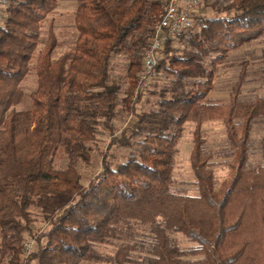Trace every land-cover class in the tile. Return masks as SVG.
<instances>
[{
    "label": "trees",
    "instance_id": "1",
    "mask_svg": "<svg viewBox=\"0 0 264 264\" xmlns=\"http://www.w3.org/2000/svg\"><path fill=\"white\" fill-rule=\"evenodd\" d=\"M73 1L76 37L58 56L51 29L36 49L59 0H11L1 19L0 264H23L34 210L48 212L50 224L34 236L27 263L264 264V138L261 163L249 161L252 134L264 126V96L241 97L245 63L228 100L208 97L232 53L264 41V0H203L200 11L216 14L199 15L195 31L160 50L156 72L169 83L139 92L142 55L167 0ZM29 77L31 108L19 109ZM119 107L133 119L123 130L114 127ZM210 120L225 127L226 148L217 154L199 128ZM186 122L196 124L195 196L174 187ZM102 131L109 140L93 159ZM93 162L99 169L84 184L78 165ZM221 164L229 175L218 181ZM177 235L192 245L181 248Z\"/></svg>",
    "mask_w": 264,
    "mask_h": 264
},
{
    "label": "rangeland",
    "instance_id": "2",
    "mask_svg": "<svg viewBox=\"0 0 264 264\" xmlns=\"http://www.w3.org/2000/svg\"><path fill=\"white\" fill-rule=\"evenodd\" d=\"M75 8V2L73 0H59L56 8L51 12L44 24L42 25L39 32V42L37 45V53L42 50L46 43L48 31L54 33L57 40V48L55 50L56 56L65 50H68L73 44L76 32L73 26V11ZM216 13L210 9H201L199 12L200 16H214ZM223 15V14H222ZM2 20H0L1 23ZM196 23V18L194 24ZM197 28L193 27V31ZM172 47L175 49H181L182 46L178 45L176 42H172ZM174 50L173 52H175ZM179 51V50H177ZM172 52V53H173ZM177 53V52H175ZM262 57H264V41L259 43H252L243 46L241 49L234 51L230 57V61L225 65L221 66L220 71L213 80L212 90L210 91L208 97L211 102H225L228 100L231 92V87L236 82L238 75L240 73L241 67L246 71L247 78L245 79V84L242 88L241 97L246 100L253 98L255 96H264V74L262 71ZM118 63V62H117ZM246 69V70H245ZM115 72L122 73L120 66L115 67ZM159 76L155 81L156 85L159 87H165L169 81L170 77L164 75L162 72L157 73ZM34 78L29 77L27 81L22 83L21 89L23 91V101L22 105L18 107L19 109H29L30 104V93L34 90ZM137 111L140 110V106H136ZM117 111L118 116L114 120V127L117 130H123L126 127L132 125V117L126 116L122 112V108L119 107ZM196 128V124L193 122H186L183 125L181 139L177 144V155L175 159L174 167V187L175 189H184L188 195L195 196L197 194L196 187L194 185V177L191 169L190 163V153L193 148V131ZM202 137L206 141L207 148L210 149L215 154L220 153L224 148H226V133L224 123L221 120H210L202 122L199 125ZM264 138V126L260 123L256 130L252 134V146L249 156V161L252 165H257L261 163V156L259 152L260 140ZM109 140V136L106 132L102 131L97 135L96 143L93 145L94 153L93 159L98 156V151L105 148ZM96 161V160H95ZM216 161L221 162L222 159H217ZM55 168L61 169L66 165V157L62 151H59L55 157ZM97 162L92 164H82L78 165V171L83 177V183L86 184L87 180L90 179L99 169ZM214 175L218 181L224 180L229 175V170L225 164L215 166ZM36 222L32 225L31 237L27 236L26 240H34L33 249L36 247L35 237L40 236L44 231L49 228L48 212L40 210H34ZM180 247L185 249L190 247L192 244L188 243L181 235L175 236Z\"/></svg>",
    "mask_w": 264,
    "mask_h": 264
},
{
    "label": "built area",
    "instance_id": "3",
    "mask_svg": "<svg viewBox=\"0 0 264 264\" xmlns=\"http://www.w3.org/2000/svg\"><path fill=\"white\" fill-rule=\"evenodd\" d=\"M203 0H167L162 10L161 18L154 30L151 42L142 55V70L139 75L137 91L149 88L158 78L156 66L158 55L163 45L172 38L191 31L195 18L199 16ZM11 0H0V20ZM137 93H135L136 95ZM33 251V240H26L22 245L23 264Z\"/></svg>",
    "mask_w": 264,
    "mask_h": 264
}]
</instances>
